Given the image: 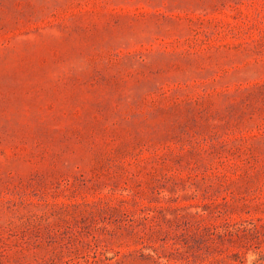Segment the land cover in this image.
Listing matches in <instances>:
<instances>
[{
    "label": "rangeland",
    "instance_id": "374dc122",
    "mask_svg": "<svg viewBox=\"0 0 264 264\" xmlns=\"http://www.w3.org/2000/svg\"><path fill=\"white\" fill-rule=\"evenodd\" d=\"M0 264H264V0H0Z\"/></svg>",
    "mask_w": 264,
    "mask_h": 264
}]
</instances>
